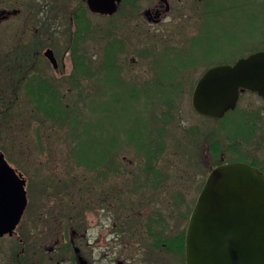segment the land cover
Wrapping results in <instances>:
<instances>
[{"label":"rangeland","instance_id":"obj_1","mask_svg":"<svg viewBox=\"0 0 264 264\" xmlns=\"http://www.w3.org/2000/svg\"><path fill=\"white\" fill-rule=\"evenodd\" d=\"M133 1L134 8L131 0H125L120 12L112 17L87 13L89 31L80 32L78 40L82 53L88 56L95 80L83 79L74 71L73 78L75 82L80 80L82 87L70 81L74 65L72 39L69 38L71 29L67 21L60 24V43L55 49L65 58L66 69L56 74L59 91L66 97L63 100L70 105L69 111L76 113L78 109L77 113L84 118L78 132L82 134L85 124L88 125L87 132L81 138L72 137L70 126L64 127L66 119L55 125L50 121L42 124L40 113L30 111L32 101L26 91L14 88L11 95L16 99L12 98L11 108L8 110L5 106L3 113L0 111V152L28 180L31 203L17 229L21 238L35 241L48 238L56 233L50 231L46 235L45 227L71 222L67 226L66 239H70L72 229L82 235L87 230L83 241L89 238L91 244L83 247V252L94 264H115L116 259L124 260L125 264H181L171 246L165 250L153 248L148 239L149 230L140 228L136 235H131L118 218L122 213L126 217L133 212L150 217L154 210L162 209L172 212L171 225L183 223L180 219L184 216L179 213L187 212L189 216L202 184L218 160L210 152V143L214 146L218 140L220 146H217L226 154V159L233 157L232 149L238 153L246 150L240 136L222 127L228 124L229 116L219 122L220 125H215L213 119L196 113L192 94L197 81L209 67L235 62L251 52L264 50V22L257 17L254 19L251 8L238 7V0H220L222 10L212 19L205 16L206 4L194 0H167L169 8L163 7L165 11L158 22L150 21L145 12L158 4L165 5L163 2ZM69 2L73 3V0ZM77 4L73 3L74 6ZM6 30L8 32L5 26L0 28L1 49L8 41L13 45L21 41L11 28L6 27ZM109 45H113L109 49L116 55L115 70L118 67L120 71L115 78L108 79L105 72L101 74L98 62L105 58L102 56L106 55ZM67 48L68 55L63 54ZM103 63L105 67L106 61ZM44 69L51 76L54 73L56 78L51 68ZM171 75L176 78L179 95L172 96L173 102L167 100L164 103L161 89L153 94V83L168 81L166 78ZM100 77L107 78L102 86L98 82ZM142 89L149 93L134 95ZM251 98L250 95L243 96L239 109H243ZM112 102L116 105H109ZM257 103L256 100L254 106ZM124 106L130 109L129 114L123 112ZM134 108L145 116V123L142 120L135 122L141 117L134 114ZM163 112L169 117H164ZM130 130L132 133L148 131L145 135L154 130L153 148L159 153L150 170L135 151L138 144L130 143L127 134ZM256 136L248 148L264 160V132L257 131ZM260 137H263L262 141ZM90 140L92 144L97 142V147L87 146ZM76 148L89 151L90 157L94 153L105 155L109 152L106 150L112 149L115 158L111 160H124L121 180L124 192L139 190L146 192L145 195L132 200L125 195L124 212L108 208L100 213L99 207L96 211L85 212L87 204L82 197L85 180L91 189L97 186L98 190L100 178H104L107 189H111L118 184L117 171L101 172L102 160L93 162L90 158L87 163L75 160L72 149ZM115 202L111 198L106 204L110 206ZM14 244L9 237L0 240V264H6L16 256L17 250L13 253L11 249L19 246Z\"/></svg>","mask_w":264,"mask_h":264},{"label":"flooded vegetation","instance_id":"obj_2","mask_svg":"<svg viewBox=\"0 0 264 264\" xmlns=\"http://www.w3.org/2000/svg\"><path fill=\"white\" fill-rule=\"evenodd\" d=\"M200 4H206L207 10L205 11V16L211 19L218 15L222 10L220 0H194ZM78 2L77 5L73 3ZM125 0H121L119 4L117 13L120 12ZM163 4H158L154 8L146 11L145 14L150 21L158 22L163 16L165 9L163 7L169 8V3L167 0H160ZM230 2V0H229ZM238 7L251 8L254 12L253 17L259 18L264 22V0H238ZM70 3L69 0H0V28L2 26L9 27L12 29L14 36L19 37V41L16 44L6 42L4 48H0V111L3 113V108L6 106L9 110L12 106V98L16 99V96H12L13 88L26 87L28 84L39 87V99L41 103L40 106V118L43 123H48L50 121L53 125L56 122L48 118L47 111L45 110V102H57L59 99H66L65 96L60 95L59 91V76L56 74L64 71L66 69L65 58L59 56L58 49L55 46H59L60 40V24L64 21L69 23L70 27V40L74 39L80 34V32L87 33L89 31L87 13L100 17H112V16L101 15L94 13L87 0H73ZM131 6L134 8V1L131 0ZM233 8V7H232ZM83 26V27H82ZM82 27V28H81ZM2 31L3 35L7 36V33ZM8 37V36H7ZM68 48L65 49L66 55H68ZM50 51V53H49ZM53 58L57 60V63H53ZM51 68L55 72L56 78L49 75L44 68ZM44 69V70H43ZM42 70V71H41ZM77 76V75H76ZM74 65L72 67V73L69 78L74 84ZM68 79V78H66ZM13 89V90H12ZM4 93V94H3ZM15 94V92H13ZM250 95L252 97L249 102H246L243 109H239V104L243 96ZM257 100V105L255 101ZM264 98L259 96L258 93L252 92L250 90L242 91L240 94L237 107L231 113L225 115V118L214 120L215 125H220L219 122L227 120L228 124H224L222 127L228 129V131L233 134L242 133L240 136L246 146V150L240 153L231 150L233 157L230 160L226 159V154L220 152L221 154H216L212 144V155L217 157L215 162H220L217 166L228 163V162H245L249 163L261 172L264 173V160L260 155H255L251 153V148H248L254 137L256 139L257 131L260 133L264 132ZM70 107V105L68 104ZM2 120V119H0ZM229 122L231 124H229ZM214 135V134H213ZM261 141L263 137H260ZM217 144L220 146L219 141ZM123 159L121 160H110L109 167L104 165L101 167V172H115L117 171V185L116 187H111L107 189L108 185L105 184V179L100 178V188L97 190V186L91 189L90 185H87L88 181L85 180L84 189V203L87 204V210L93 211L98 208L101 213L102 210L108 208H115L116 210H123L124 212V196L128 195V200L138 198V195H145L146 192L139 190H132L129 192H124L122 184V172H123ZM148 161L143 160V163ZM114 167V168H113ZM115 174V176H116ZM105 175V174H104ZM104 177V176H102ZM26 181V191L28 194V205L26 207L25 213L30 207L29 200V189L28 180L23 176ZM138 188V187H135ZM115 199V203L107 206L106 202L108 199ZM131 205L132 203H130ZM96 207H92V205ZM130 208V206H128ZM78 209V208H75ZM130 211L134 209L130 208ZM119 212V211H118ZM120 213V212H119ZM183 214V218L180 219L183 223L171 225L172 212H164L162 209L154 210L152 216L144 217L142 213H135L123 217L120 214L119 220H121L125 227L130 232L131 235H136L137 230L140 228H145L150 231L148 235L149 242L151 246L155 249L165 250L167 247L171 246L172 250L177 252L179 261L181 264H186V254L185 251L181 252L182 245L186 241V233L189 224L190 214L187 216V212L179 213ZM23 215V217H24ZM106 218V216L104 217ZM23 219V218H22ZM71 222L64 224H52V227H45V234L47 235L52 231L56 235L49 236L48 238L40 240H28L23 239L18 234L11 237L12 241L15 243L14 246L18 244V249H11L13 253L16 251V256L13 257L6 264H81L80 260L84 259L88 264H94L89 258L84 254L83 247L90 246V239L87 237V230L85 234L77 232V230L72 229V235L70 239H66L65 235L69 229L67 227ZM58 227V228H55ZM63 232L61 234L60 232ZM120 234H118L119 236ZM13 246V247H14ZM115 264H125L124 260L116 259Z\"/></svg>","mask_w":264,"mask_h":264},{"label":"water","instance_id":"obj_3","mask_svg":"<svg viewBox=\"0 0 264 264\" xmlns=\"http://www.w3.org/2000/svg\"><path fill=\"white\" fill-rule=\"evenodd\" d=\"M87 2L94 13L113 15L121 0ZM245 90L264 98V51L209 68L194 88L193 107L217 119L236 108ZM25 185L0 152V237L12 236L21 221L28 204ZM186 257L187 264H264V174L259 169L235 162L211 172L191 213Z\"/></svg>","mask_w":264,"mask_h":264},{"label":"trees","instance_id":"obj_4","mask_svg":"<svg viewBox=\"0 0 264 264\" xmlns=\"http://www.w3.org/2000/svg\"><path fill=\"white\" fill-rule=\"evenodd\" d=\"M78 36H76L73 40H72V60L74 62V71L78 73V75H82L81 77L83 79H89V80H95V79H92L94 78V75L92 74L93 72H90V62H88V56L85 54V53H82V49L80 47L81 45V41L78 40ZM113 45H109L108 46V50L106 51V55L105 56H102V62L101 60L98 62V64H101L100 66V72L102 74V72H105L106 74V77L109 79L110 77L112 78H115L117 74H119V71H120V68L117 67V70H115V65H116V55L113 53V51L109 48H112ZM104 61H106L105 63V67L107 66V68L105 69L104 67ZM91 63H93V61H91ZM188 65V64H186ZM115 70V71H113ZM113 75V76H112ZM106 78V79H107ZM105 78L103 77H100L98 78V82L99 84H101L102 86V82L106 80ZM168 81H158L157 83V80L153 83L154 85V92L153 94L156 95L157 93V90L161 89L162 90V93H163V102H167V100L169 102L172 101V96H175V97H178L179 95V87L175 85V77H173V75L171 76H168L166 78ZM80 80H78L77 82L74 81V85L76 86H80L82 87L80 84ZM99 86V88L101 87ZM182 87V86H181ZM14 89V88H13ZM39 87H36V86H33L32 84H28L26 87H22L21 90L22 91H26V93L28 94V96L31 98V101H32V108H30L32 111V113H39V110H40V106H41V103L38 101L39 99ZM108 89H110L108 87ZM87 89H85V93L87 92L88 93V90L86 91ZM100 91H102V89H100ZM99 92L100 96L102 95L101 92ZM180 92H181V88H180ZM149 92H147V89H142L140 90V92L134 94L136 95L137 97L139 95H142V94H147ZM91 94V93H90ZM169 98L171 100H169ZM95 103V101H93ZM173 102V101H172ZM85 105L87 103H84ZM116 105V102L112 104L109 103V105ZM14 105V104H13ZM84 105V106H85ZM123 105L126 106V104L123 103ZM45 106V110L47 111V113L45 115L48 116V118H50L53 122H57V123H64L63 121H65L64 119H66V122L64 124V127L69 125L70 128L72 129V137H75V135L77 137H82L88 130V125L85 124L84 125V130L82 132V134H80V132H78L80 126L83 124L84 122V118L79 116V114L77 113L78 112V109L76 110V113L74 112H70L69 109H71L68 104L64 103V100L63 99H59L57 102H45L44 104ZM122 107L123 109V112L125 114H129L130 112V109H128V107ZM69 108V109H68ZM136 110V111H135ZM134 111H135V115L137 114L138 117H141L140 119H136L135 122H137V120L141 121L142 120V123L144 121L145 123V116L139 111L137 112V109L134 108ZM155 111L156 108H155ZM142 115H141V114ZM84 115V114H83ZM163 115L164 117H169L167 114H165V112H163ZM86 116V115H85ZM143 116V117H142ZM86 118V117H85ZM136 118V117H135ZM127 120V118H124V120ZM165 119V118H164ZM99 122L101 121L100 119L98 120ZM97 122V124L99 123ZM82 123V124H81ZM100 124V123H99ZM83 126V125H82ZM77 132V133H76ZM148 131H145V133H147ZM153 132L154 130L151 131V133L149 132L148 134L145 135L144 132H135V133H132V130H130L127 134H128V138H129V141L131 144L133 143H136L138 144V147L137 149L135 150L139 156L142 158V160H147L148 162L143 164L145 167H147L148 170H150V168H153L154 165L152 163V161L158 156L157 153L159 152H155V149L156 148H153V144H154V135H153ZM236 134V133H235ZM237 136H242V133L239 132L238 134H236ZM99 143V142H98ZM96 146L97 145V142L95 144H92L91 140L87 143V146ZM97 147V146H96ZM213 149L214 151L216 152V154H221L220 153V149H219V146H217V144L215 143V145L213 146ZM90 148V147H89ZM81 149H72V155H73V158L76 160H82L83 163H87L89 160H102V166L104 165H108L109 167V162L112 158H115V154H112L111 153V150L112 149H108L106 150L107 154L103 155L102 154H96L94 153V155L92 157H90V153L89 151L87 150H81ZM103 149H101L102 151ZM115 151V150H114ZM98 152V151H97ZM77 153V154H76ZM110 153V154H109ZM81 155V156H80ZM89 155V156H88ZM117 156V155H116ZM91 158V159H90ZM96 158V159H95ZM84 159V160H83ZM87 161V162H86ZM220 162H215V165H218ZM101 163L98 164V166H100ZM94 166H97L96 164H94ZM203 185V184H202ZM185 250V245H182L181 247V252H184Z\"/></svg>","mask_w":264,"mask_h":264}]
</instances>
